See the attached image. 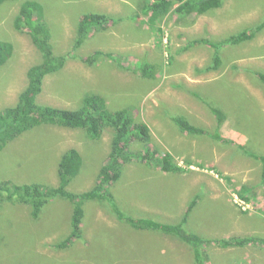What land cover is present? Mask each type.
I'll use <instances>...</instances> for the list:
<instances>
[{
	"label": "rangeland",
	"instance_id": "374dc122",
	"mask_svg": "<svg viewBox=\"0 0 264 264\" xmlns=\"http://www.w3.org/2000/svg\"><path fill=\"white\" fill-rule=\"evenodd\" d=\"M0 3V41L14 53L0 68V111L17 103L27 86L28 69L40 62L29 35L13 26L21 3ZM44 8L57 54L67 55L64 69L45 79L40 104L76 109L88 93L105 97L112 110L130 109L152 132V149L169 151L185 172L168 174L133 160L110 190L122 210L134 217L176 223L199 196L189 229L211 239L256 237L244 247L206 246L207 264H264V176L262 163L245 155L237 144L225 145L207 134H190L173 120L181 116L213 133L218 125L211 108L225 119L221 133L252 153L264 154V29L255 38L219 51V43L264 21V0H223L221 8L199 16L171 12L152 27L143 8L148 0H33ZM88 13L113 20L77 47V24ZM101 51L89 66L84 59ZM109 55L113 57H109ZM121 62V64H119ZM125 63V64H124ZM144 63L158 68L155 78L134 71ZM120 65H125L121 67ZM135 66V67H134ZM112 131L91 139L84 130L40 126L11 142L0 154V181L58 186L62 154L76 148L83 167L69 190L84 192L96 184L106 162ZM133 141L132 152L146 153ZM250 189L252 202L238 194ZM248 196V197H249ZM73 205L55 198L38 220L25 204L1 202L0 264H195L193 251L177 239L139 232L120 223L106 202L86 203L83 235L66 248Z\"/></svg>",
	"mask_w": 264,
	"mask_h": 264
},
{
	"label": "trees",
	"instance_id": "16d2710c",
	"mask_svg": "<svg viewBox=\"0 0 264 264\" xmlns=\"http://www.w3.org/2000/svg\"><path fill=\"white\" fill-rule=\"evenodd\" d=\"M3 0H0V3ZM223 0H148L143 10L149 14L148 23L154 27L161 23L163 18L173 12L175 15H203L211 10L221 8ZM113 17L103 13H88L81 16L77 24V47L97 31L104 30L105 25ZM13 26L16 31L29 35L33 45L40 53L39 63L32 65L27 71V86L19 94L14 106L6 107L0 111V154L3 150L23 134L40 126H58L70 129L84 130L91 139H101L106 130L112 131L111 149L104 163L96 184L90 190L74 192L69 190L72 181L78 176L83 167V157L76 148L66 150L59 161L58 186L44 183H16L12 180L0 181V208L1 202L25 204L30 208V216L38 220L46 205L55 198L67 200L73 205L71 217V230L58 245L66 248L75 239L83 235L82 224L85 217V206L90 201L106 202L112 209L116 219L134 230L141 232L150 231V234L170 236L185 244L193 251L195 264H207L208 256L206 246H216L223 249L244 247L247 243L256 241V237H233L226 239H211L195 233L189 229V217L198 203L199 196H195L189 203L183 216L176 222H164L150 217H134L126 214L116 202L110 188L122 175L125 164L135 159L155 166L162 172L178 174L185 169L178 164L175 157L169 152L160 153L152 149V132L150 127L138 120L130 109L112 110L104 96L97 93H88L82 99L79 108L69 109L40 104L38 97L43 92L45 79L65 68L69 58L67 55L57 54L51 42V31L45 20L43 6L33 0L21 3L19 11L14 18ZM264 29V21L259 25L246 28L229 38L212 43L205 39L196 40L194 44L206 43L216 50L214 66H209L208 71L219 68L221 57L219 51L228 45H238L250 41L258 32ZM14 53V45L8 41H0V68L3 67ZM101 51H96L84 62L93 65ZM109 57H113L109 55ZM121 64V62H119ZM125 64V63H124ZM125 67V65H120ZM135 67V66H134ZM134 71L146 78H155L158 68L151 63H144L135 67ZM259 80L264 84V73L258 72ZM216 115L218 125L213 133L194 126L184 117H174V121L185 132L190 134H207L214 141L225 145L237 144L238 148L247 156L262 163L264 176V154H256L246 150L245 146L226 137L221 133V125L225 119L224 113L218 108H211ZM133 141L146 145V153L132 152L130 146ZM250 189L241 187L238 194L245 201L252 202L249 196ZM249 196V197H248Z\"/></svg>",
	"mask_w": 264,
	"mask_h": 264
}]
</instances>
